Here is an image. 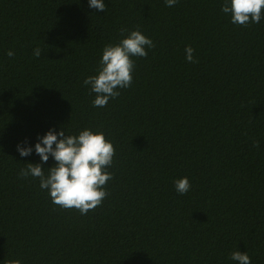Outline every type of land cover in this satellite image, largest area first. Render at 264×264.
I'll return each instance as SVG.
<instances>
[{
	"label": "trees",
	"instance_id": "obj_1",
	"mask_svg": "<svg viewBox=\"0 0 264 264\" xmlns=\"http://www.w3.org/2000/svg\"><path fill=\"white\" fill-rule=\"evenodd\" d=\"M0 264H264V0H0Z\"/></svg>",
	"mask_w": 264,
	"mask_h": 264
}]
</instances>
